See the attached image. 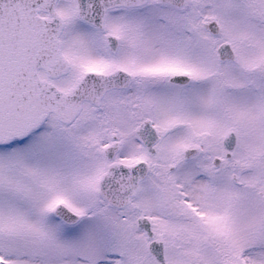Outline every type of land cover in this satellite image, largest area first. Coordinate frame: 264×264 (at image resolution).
<instances>
[{
    "label": "snow or ice",
    "instance_id": "6c2138e0",
    "mask_svg": "<svg viewBox=\"0 0 264 264\" xmlns=\"http://www.w3.org/2000/svg\"><path fill=\"white\" fill-rule=\"evenodd\" d=\"M0 264H264V0H0Z\"/></svg>",
    "mask_w": 264,
    "mask_h": 264
}]
</instances>
